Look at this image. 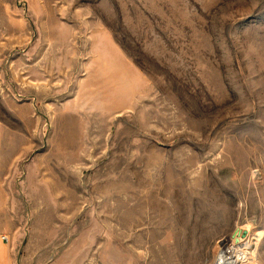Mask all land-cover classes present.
Here are the masks:
<instances>
[{
  "label": "rangeland",
  "instance_id": "1",
  "mask_svg": "<svg viewBox=\"0 0 264 264\" xmlns=\"http://www.w3.org/2000/svg\"><path fill=\"white\" fill-rule=\"evenodd\" d=\"M0 16L4 76L28 84L49 151L70 116L79 138L77 205L32 220L45 249L218 264L238 238L264 264V0H0Z\"/></svg>",
  "mask_w": 264,
  "mask_h": 264
},
{
  "label": "crops",
  "instance_id": "2",
  "mask_svg": "<svg viewBox=\"0 0 264 264\" xmlns=\"http://www.w3.org/2000/svg\"><path fill=\"white\" fill-rule=\"evenodd\" d=\"M2 28L0 16V38L11 37ZM20 31L19 36L24 37V29ZM31 32L40 33L37 27H32ZM13 45L11 40L0 39V264H146L141 254L135 252L131 256L127 253L122 263L114 250L54 254V250L45 249L54 239L49 236L48 226L39 234L36 220L43 218L46 222L47 212L75 208L77 203L69 205L68 196L82 190L81 171L77 168L81 163L79 138L69 117L73 106L65 105L63 115H68L69 121L59 123L49 151L42 136L41 120L35 117L38 104L22 99L29 92L28 84L13 86L4 76L2 64L11 63ZM41 90V96L54 91ZM58 195H66V201L54 198ZM29 213H34L33 217ZM162 259L159 256V262Z\"/></svg>",
  "mask_w": 264,
  "mask_h": 264
},
{
  "label": "bare ground",
  "instance_id": "3",
  "mask_svg": "<svg viewBox=\"0 0 264 264\" xmlns=\"http://www.w3.org/2000/svg\"><path fill=\"white\" fill-rule=\"evenodd\" d=\"M242 242L243 241L238 238L233 240L231 245L222 252L218 260L219 264H252L254 262L252 261L254 256L253 253H250V246L241 247Z\"/></svg>",
  "mask_w": 264,
  "mask_h": 264
},
{
  "label": "built area",
  "instance_id": "4",
  "mask_svg": "<svg viewBox=\"0 0 264 264\" xmlns=\"http://www.w3.org/2000/svg\"><path fill=\"white\" fill-rule=\"evenodd\" d=\"M5 241H7V242H8V241H9V239H8V238H5ZM218 264H219V263H218Z\"/></svg>",
  "mask_w": 264,
  "mask_h": 264
}]
</instances>
